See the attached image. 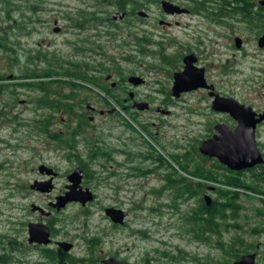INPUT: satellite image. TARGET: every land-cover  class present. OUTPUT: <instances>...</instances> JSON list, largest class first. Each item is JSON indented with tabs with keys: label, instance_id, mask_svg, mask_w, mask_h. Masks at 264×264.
<instances>
[{
	"label": "rangeland",
	"instance_id": "obj_1",
	"mask_svg": "<svg viewBox=\"0 0 264 264\" xmlns=\"http://www.w3.org/2000/svg\"><path fill=\"white\" fill-rule=\"evenodd\" d=\"M90 3V0H0V38L3 35L6 37L1 42L15 47L20 59L14 69L18 72L27 68L47 70L51 61L57 64L59 59L83 65L88 63L89 67L95 69L93 74L97 77H104L108 73L126 77L135 72L143 75L148 82L138 89L141 98L160 102L167 97L176 101L178 106L164 104L160 110L155 106L124 110L116 104L115 108H111L106 91L110 83L105 84L102 80L97 87L85 84L88 85L87 89L74 92L73 98H68L69 103L73 104L71 108L68 107L69 112L65 107L68 102L66 94L70 93L67 83L59 84L61 93L50 94L54 98L59 95L64 103L63 108L50 109L37 103L26 105L20 103L17 97L12 107L2 105L6 116L11 117L6 122H0L2 220L9 219L11 214L19 219L23 214H32L29 211L31 200L43 205H48L49 199L55 201L57 196L64 195L68 190L69 174L77 165L86 164L92 176L85 173L82 185L95 193L96 200L94 198L87 205L69 202L57 214L58 219L65 223V237L74 239L80 247L85 246L87 243L81 235L87 229V236H102L101 246H105L106 250L123 247L132 262H143L145 258L147 261L148 257H157L162 264H207L223 259L221 249L217 247L219 235H213L210 242L204 243L185 231V220L180 213L187 214L198 207V197L182 203L176 200L175 189L165 187L166 174L173 172L171 165L179 169L177 162L169 160L166 154H184L191 149V158L200 157L202 140L211 130L216 132L213 125L206 124V112L209 110L206 93L197 91L187 93L179 100L173 98V73L183 65L181 55L184 50L191 49L201 54L200 64L206 66L213 81L221 83L223 91L246 104L264 105V49L259 46V38L264 34V21L253 24L243 18L237 22L229 19L227 24H221L210 17L195 16L190 21L193 25L186 30L178 27L168 29L175 37L179 34L184 44H170L167 38L161 43L140 45L122 42L129 28L125 24H120L121 29L107 30L112 27L111 14L115 12V7L101 4L98 0V7L87 8ZM16 7L17 10L14 9ZM83 7L86 12L81 10ZM259 13L264 16V10L259 9ZM29 16L30 35L13 29L16 23L29 21ZM55 19L65 28L64 33L53 32ZM78 21L88 23V27L93 28L79 31L74 24ZM183 21H186L185 18ZM45 22H50V30ZM236 36L241 37L244 50L236 48ZM88 39L93 42H88ZM76 46L85 50L94 48V51H86V55L80 56ZM39 51L46 53V60L37 57ZM29 54L33 55L31 61L27 60ZM4 57H8V54L0 50L2 73L11 70L9 66L12 65L11 60ZM38 81L33 79L32 83ZM13 90L11 87L3 91L0 101L12 102ZM17 93H20L19 99L32 96L36 102V98L46 94L38 86L20 88ZM116 94L120 93L116 91ZM88 104L94 105L96 112L87 109ZM51 113L53 122L48 130H43L42 120ZM92 116L94 119L90 120ZM52 133H59L62 138L52 136ZM257 144L264 156V125L259 129ZM95 145L101 147L100 151L109 152L110 156L100 154L89 159L88 152ZM158 153L165 154L164 164L158 160ZM200 158V163L206 168H214L216 158L206 156L204 162ZM126 159L132 161L130 165L136 167L134 171L128 169L127 164L123 166L122 161ZM182 159L186 163L190 161H185V157ZM42 163L58 172L53 179L55 187L50 195L41 194L29 186L35 180L43 179L44 174L39 171ZM139 167L146 169V172L139 171ZM261 167L264 168V165L257 167V171L262 170ZM257 177H252L250 172L245 175L250 185L259 184L260 189L264 190V182L257 181ZM215 191L209 192L213 198L218 196ZM200 193L204 196L205 191ZM263 200L264 193L242 189L239 199L242 208L237 218L241 227L235 229L226 226L227 230L221 237L227 243L234 235H240L246 250L255 251L253 248L256 246V251L261 255L258 264H264V258L261 259L264 257ZM110 205L128 212V226L112 228L111 219L105 212V207ZM256 228L259 231H255ZM181 249L186 251L183 260L177 256Z\"/></svg>",
	"mask_w": 264,
	"mask_h": 264
},
{
	"label": "flooded vegetation",
	"instance_id": "obj_2",
	"mask_svg": "<svg viewBox=\"0 0 264 264\" xmlns=\"http://www.w3.org/2000/svg\"><path fill=\"white\" fill-rule=\"evenodd\" d=\"M90 1L91 3L89 4V6H87V8L98 7V4H99L98 0L95 1L96 4L94 5L92 3L94 2V0H90ZM100 1H101V4H105L107 6H113L116 8L115 12L111 14L112 27L109 29L107 28V30L111 32L119 28L121 29L120 24H125L127 27L129 26V28L127 29L126 36H124V39L122 42H125V41L129 43L133 42L134 44H140V45L161 43V42H164V40L167 38L170 44L171 43H173V45L184 44V42L180 39L179 34H177L175 37L174 33L172 31H168V29L174 30L175 27H178V28H182L183 30H186L187 27H190L191 25H193L190 23V21L194 20L195 16H199L201 18L207 17L208 19L211 18L214 22L221 23V24H227L228 23L227 20L229 19H235L236 22L239 20H242L243 18L244 20H247L249 22L254 21L253 17H257L259 13V9L264 10V6L260 4V1L262 0H230V1H227L226 2L227 7H228L227 12H225L226 6L222 4L220 5L219 1L217 0H206V6L203 8L196 7V2H197L196 0H168L172 4H174V6H176V8H173L174 12H168V10L164 8L163 3H162L163 0H120V1L119 0H100ZM119 2H121V5H122L121 7L118 6ZM241 6H244L245 10H241ZM32 8H35V6H33ZM14 9L17 10L18 7ZM81 10L86 12L84 7ZM203 14H205V16H202ZM183 18H185L186 21H183ZM28 19L29 21L16 23L13 29L17 28L19 29V31H21L22 34L30 35L31 31L28 25L31 22V17L29 16ZM106 19L108 20V18ZM45 24L48 25L47 28L50 30L51 28L50 22H45ZM74 24H75V27L79 31L84 30L86 28H91V29L93 28V26L88 27L89 25L88 23H83L79 21ZM52 30L53 32H55V34H61L65 32V28L59 25L58 19L54 20ZM171 35L173 36L171 37ZM263 35L264 34H262L261 36ZM237 37L239 36L235 37L236 48L240 51L244 50L243 43L240 47L237 46V42H236ZM156 38H160L162 41ZM1 39L6 40V37L3 35L0 38V50L4 51L5 54H8V57H4V58L10 59L12 65L9 66L11 70L5 71L4 73L0 72V87H3V88L13 87L14 90L12 91L13 101L12 102L10 101L6 102L5 100H2L3 102L0 101V110H2V105H4L5 107H12L14 105L13 102H14L15 97H17V100H20V103H23L26 105H34L35 103L40 104L41 102L40 99L42 97L36 98L37 102L32 98V96L19 99L18 95L20 93H17V90L20 88H25V85H24L25 83H29L27 84L26 87L31 88L32 80L35 79V73L43 72L44 75L42 76L44 78L47 74V70H37L36 71L31 68H27L23 72H18L16 69H14L16 68L14 66L16 64L18 65V62L20 61L19 57H17V49L15 47L13 48L11 46H8V45L6 46L2 44ZM88 42H93V41L91 39H88ZM76 48H77L76 50L78 51V53H80V56L86 55L87 54L86 51H89L92 53L94 51V48H91L89 50H85L84 47L76 46ZM261 48L264 49V46ZM95 49H99V48H95ZM189 54H196L197 61L195 62V65L200 68H204L206 82L209 85H212L213 87L212 88L201 87L198 89L182 92L179 96H175L174 91L172 89L174 85V80H175L174 73L180 72L184 69V66H185L184 58ZM37 57L43 58L46 60L48 56L46 55L44 51L43 52L39 51L37 54ZM181 58L183 61V65L179 68V70H176L173 73V85L171 88V93L173 95V98H177V100H179L182 98L183 95L187 93H194L197 91L206 93L207 98L209 100V103H208L209 106H207L209 110L206 112V124L213 125L214 129L216 130V132L211 130V132H209V134L206 136V139L218 133V130L216 128V126L218 125L223 124V125H228L232 127L233 129L236 128L239 122L229 112L218 111L213 108V101L215 99V95H211V92L219 94L220 96H223V97H234V98L236 97L233 96L232 94H229L228 92L223 91L221 87V83L217 81L215 82L210 78L209 74L207 73L206 66L201 65L199 62L201 59V54L189 49V50H184V52L181 55ZM32 59H33V55L29 54L27 56V60L31 61ZM133 76H138L142 78L140 83L136 84L132 82L131 78ZM103 78H104V83L105 82L110 83V85L106 87L107 88L106 91L108 93V100H109V103L111 104L110 106L111 108H115V105L118 104V106H120L124 110L126 109L130 110L133 108H139L138 105L142 103H146L148 105L146 109L153 108L155 106L154 108H156L157 110H160L161 106L164 104L178 106L176 101L170 98H167V97L160 102H155L151 98H147V99L141 98L140 93L138 92V89L141 86H144L145 84H147L148 82H147V79L143 75H140L138 73H135V72L129 73L126 77H124V75L123 77L122 76L116 77L114 74L108 73ZM36 79H39L38 76ZM116 91L120 94L119 95L116 94ZM3 94H4L3 92L2 93L0 92V98ZM113 100H115L116 103ZM236 100H238L239 102H241L247 107H251L252 110H254L257 113L256 114L257 118L259 117V114L264 111V105L252 106L250 104H246L245 102L239 100L238 98H236ZM87 109L93 112H96L97 110L96 107L91 104L87 105ZM167 111L169 113L171 112L170 110H167ZM191 112L192 114H194V111H191ZM101 113H104V112L101 111ZM0 119H1L0 122L1 121L6 122V120H10L11 117H9V115L7 116L0 115ZM93 119H94V116L90 118V120H93ZM263 125H264V120L257 124V128H256L257 138L259 137V129ZM147 131L148 132L150 131L153 135H156L155 132L152 130H147ZM210 158H215V157H210ZM110 160H111V157H110ZM112 160H114V157L112 158ZM131 163L132 161L129 159L122 161L123 166L127 164L128 169L130 168L131 170L134 171L136 167L130 165ZM221 164L227 167L225 164L223 163ZM261 164L264 165V162ZM261 164L255 167L257 168L261 166ZM41 165H46V164L42 163L40 164V166ZM40 166H39V171L41 172ZM77 166L82 167V170H83L82 174H83V179H84V177H86V174H88L89 172L87 171L86 164H79ZM48 167H51V166H48ZM227 168L232 171V172L225 171L226 174L228 175L233 174V171L236 174L237 172H240V171L246 172L247 174V170H249V169L236 170V169H230L229 167ZM53 169L56 172L55 175L53 176L48 175L46 171L41 172L42 174H44V177L43 179H39V180L37 179V180L44 181V180H49L52 177L53 179H55V177L58 175V172L55 168ZM138 170L141 172H146V169L144 170L141 167H139ZM34 182L31 183L29 186L31 187V185L34 184ZM54 187L52 188V190L46 191V192H41L32 187L31 189L36 190L40 192L41 194L50 195L51 192L54 190ZM261 191L262 193H264V190H261ZM57 197L55 201H52L51 199L47 200L48 205L37 204L31 200L29 211H31L32 214L30 213L23 214V216H20V219L18 218V216L16 217L14 214H11V216H9V219L7 220H2V217L0 216V264H147L146 258L144 259L143 262L140 260L132 262L131 257L127 255V251H125L123 247L116 248L113 250H106L105 246H101V244L103 243L102 236L100 235L87 236L86 234L89 231L87 229L83 232V234L81 233L82 234L81 237L87 243V245L85 246L80 247L78 246L77 242L74 239L65 237V234H64L66 232L65 223L59 220L57 217V214H59V212L63 208H65V206L58 208V206L55 207L53 205L54 203H57ZM94 198L96 200L95 195H94ZM262 203L264 204V200ZM35 206H37L38 208H36ZM110 206H114V205H110ZM114 207L121 208L119 206H114ZM175 209H178V208L175 207ZM54 211L58 213H55ZM124 211L126 214L124 223L120 224V223H114L112 220L110 221L113 229H119L120 227L128 226V222H127L128 212L126 210ZM0 214H3V210H0ZM228 217H230L228 218V221H231V222L224 223V226H230L235 229L241 227L240 223H238L237 221V218L240 217L239 213L234 214V215L232 214L228 215ZM40 223L46 224L49 227L48 242H43L40 240L32 239L33 237L31 235L30 228L31 226H34V224H40ZM243 228L244 226H242V229ZM255 231H259V230L256 228ZM234 236L236 237L234 243L237 246V248L244 249L243 240L241 239V236L240 235H234ZM232 240H233V237H231V241ZM63 242H65L66 245H63L62 244ZM218 248L221 249L223 259L217 260L216 262H209L207 264H210V263L233 264L235 261L239 260L242 257V255L252 254V253L256 254L255 260H256V264H258V259L261 257L260 252L258 254V252L256 251L258 249L256 248V246L255 248H253V250L255 251H251L252 249L249 251L243 250L245 252L242 251L240 257H237V256L235 257L232 254V250H236L234 247L231 248L227 246H222ZM239 253L240 252H238V254ZM263 258L264 257H262L261 259ZM157 263L162 264V262H157Z\"/></svg>",
	"mask_w": 264,
	"mask_h": 264
},
{
	"label": "trees",
	"instance_id": "obj_3",
	"mask_svg": "<svg viewBox=\"0 0 264 264\" xmlns=\"http://www.w3.org/2000/svg\"><path fill=\"white\" fill-rule=\"evenodd\" d=\"M120 1V0H119ZM196 7L197 8H203L206 6V0H196ZM219 1L220 5H225L226 6V11L228 10L227 7V1L230 0H217ZM118 6L121 7V2L118 3ZM241 10H245L244 6H241ZM243 14V13H242ZM244 15V14H243ZM252 15V14H251ZM250 15V16H251ZM245 16V15H244ZM262 13H258L257 17H253L254 21H251L253 24H259L260 22L264 21ZM5 45V44H4ZM166 59V58H165ZM167 60V59H166ZM59 65V67H58ZM102 66V65H101ZM89 64L86 63L83 65V63L79 62H68V61H62V60H57V64H54L52 61L50 62V66L47 69V74L43 78L42 73H35V79L38 76V82H34L31 85L32 86H38L43 90V97L40 99V104L41 106H46L47 108L50 109H58V108H63L64 103L61 101L62 99H59V95L57 97H52L50 96L51 93H59L60 91L58 88L60 87L59 84L62 83H67L68 88H70V93L66 94L68 102L65 104L66 106V111L69 112L70 106H72V103H69L68 98H73L72 94L76 92L77 90L80 89H87L89 84L93 86H96L100 83V80L104 82V78L102 75L97 77L96 75L93 74L95 69H93L91 66L89 68ZM101 69H104L102 67ZM33 70H38V68H34ZM43 70V69H40ZM106 70V69H105ZM107 70H109L107 68ZM59 78H63L62 80ZM48 80V81H44ZM106 83V82H105ZM29 83H25V87ZM97 87V86H96ZM11 87L8 88H3L0 87V92L2 93L3 91L5 92ZM110 92V91H109ZM61 93V92H60ZM63 96V95H61ZM72 102V101H70ZM71 108V107H70ZM54 111V110H52ZM51 111V112H52ZM6 111L3 109L0 110V115H6ZM52 118L53 115L47 117V119L42 120V129L43 130H48L50 123H52ZM41 129V130H42ZM69 133L67 134V136ZM52 136H57L61 137L59 133H52ZM64 139V138H63ZM67 140V139H64ZM101 147L99 145H95L94 148H91L90 151L88 152V158L93 159L98 157L100 154L104 156H110L109 152L105 153V151H100ZM191 150V149H189ZM187 151V153L184 154H178V155H173V154H166L169 160L176 161L178 164L179 169H177L175 166L171 165L173 167V172H170L166 174V185L165 187L173 188L175 189V198L178 201L186 202L191 199H194L195 197H198V207L192 208V210L189 213H180V216L185 220L186 228L185 231L186 233L190 234L189 236H193L197 241L201 242H210L212 239L213 235H219V239L217 242V247H222V244H225L227 247L235 248L236 250H232V254L236 257H240L241 253L243 250H246V247L244 249L237 248L235 245L234 241L236 237H233V240L231 242L225 243L221 237L223 233L227 230L226 226H224V223L228 221V215H234L239 213L240 209L242 208L241 204L239 203V199L241 196V191L242 189H247V190H255L256 192H262L261 191V185L259 186H252L249 184L247 181V178H245L246 172L240 171L237 172V174L233 171V174L228 175L226 174L225 171L232 172L229 170L227 167L223 166L219 160L215 159V166L206 168L204 164L200 163L199 158L202 157L201 159L203 162L206 159V156L199 153V156H193L191 158V152ZM192 151V150H191ZM165 154L163 153H158V160L162 161L164 164V160H166ZM182 157H185V161L190 159L189 162H184V159ZM262 170L257 171L256 167H253L247 172L251 173V176H259L257 177V181L259 182H264V168L261 167ZM182 171V173H181ZM187 173V174H185ZM89 176H92L90 172H88ZM188 175V176H187ZM209 184L216 185L215 192L217 193V197L213 198V202L210 206L206 204V201L202 194L200 192H210V186ZM221 184V185H219ZM258 187V188H256ZM178 208V207H177ZM178 210H180L178 208ZM143 235L147 237L145 231H142ZM247 251V250H246ZM249 251V250H248ZM180 255L178 258L179 259H184L185 257V252L183 249L179 250ZM238 252H240L238 254ZM245 252V251H243ZM167 254V253H165ZM170 254V253H168ZM171 257H174V255L170 254ZM178 259V260H179ZM182 259V260H183ZM147 264H158L157 262L158 259L157 257H148L147 258ZM206 264V263H203Z\"/></svg>",
	"mask_w": 264,
	"mask_h": 264
},
{
	"label": "water",
	"instance_id": "obj_4",
	"mask_svg": "<svg viewBox=\"0 0 264 264\" xmlns=\"http://www.w3.org/2000/svg\"><path fill=\"white\" fill-rule=\"evenodd\" d=\"M163 6L168 12H174L173 8H176L168 0H163ZM260 4L264 6V0L260 1ZM237 46L242 45V39L236 38ZM259 46H264V35L259 38ZM197 61L196 54H189L184 58V69L180 72L174 73V85L173 91L175 96H179L182 92L198 89L201 87L212 88L206 82L204 68H200L195 65ZM142 78L133 76L131 81L138 84ZM211 95H215L213 101V108L218 111L229 112L235 119L238 120L236 128H232L228 125L216 126L218 133L214 136L204 139L199 146V151L203 155L217 158L221 163L225 164L230 169L247 170L264 162V156L257 144L256 128L259 122L264 120V111L256 117V112L251 107H247L234 97H223L219 94L211 92ZM140 109H146L148 105L142 103L138 105ZM41 172H45L48 175H55L56 172L53 168L46 165L40 166ZM82 167L77 166L72 173L69 174L68 190L64 195L57 197V203L53 205L58 208L66 206L69 202L77 201L82 205H86L88 202L94 200V193L90 188H84L82 185L83 174ZM32 188L41 192L52 190L54 187L53 177L49 180L38 181L31 185ZM215 189L214 186H210V190ZM206 204L210 206L213 202V197L210 193L204 194ZM38 208L37 206H35ZM106 214L111 218L114 223H124L125 211L121 208L114 206L106 207ZM32 239L48 242L49 227L46 224H34L31 226ZM66 245L65 242L62 243ZM70 245V244H69ZM256 254H244L242 257L235 261L233 264H256ZM217 264V263H210Z\"/></svg>",
	"mask_w": 264,
	"mask_h": 264
}]
</instances>
